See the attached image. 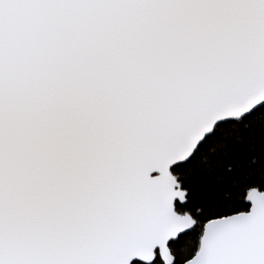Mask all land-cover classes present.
Returning <instances> with one entry per match:
<instances>
[{
  "label": "snow or ice",
  "instance_id": "obj_1",
  "mask_svg": "<svg viewBox=\"0 0 264 264\" xmlns=\"http://www.w3.org/2000/svg\"><path fill=\"white\" fill-rule=\"evenodd\" d=\"M0 264H264V0H0Z\"/></svg>",
  "mask_w": 264,
  "mask_h": 264
}]
</instances>
